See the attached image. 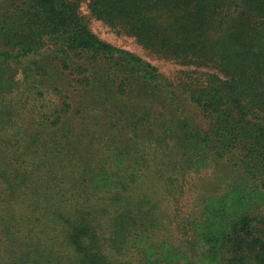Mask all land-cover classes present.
<instances>
[{
  "label": "trees",
  "instance_id": "trees-1",
  "mask_svg": "<svg viewBox=\"0 0 264 264\" xmlns=\"http://www.w3.org/2000/svg\"><path fill=\"white\" fill-rule=\"evenodd\" d=\"M88 7L181 69L0 0V264H264V0Z\"/></svg>",
  "mask_w": 264,
  "mask_h": 264
},
{
  "label": "rangeland",
  "instance_id": "rangeland-1",
  "mask_svg": "<svg viewBox=\"0 0 264 264\" xmlns=\"http://www.w3.org/2000/svg\"><path fill=\"white\" fill-rule=\"evenodd\" d=\"M56 1L64 2L68 5V7L72 8L75 17L80 19L88 28V30L103 42L139 56L144 61L157 67L159 72L170 81L175 80V78L178 76L179 70L181 69L180 65H177L173 61L159 58L151 52L144 50V48L140 46L131 36H128L124 33H117L103 22L96 20L90 12L88 0ZM17 78H19V76H17Z\"/></svg>",
  "mask_w": 264,
  "mask_h": 264
}]
</instances>
